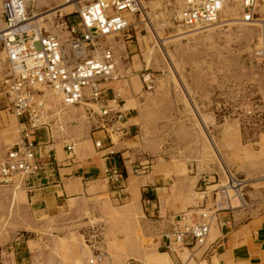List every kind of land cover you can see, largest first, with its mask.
Wrapping results in <instances>:
<instances>
[{
    "label": "rangeland",
    "instance_id": "obj_1",
    "mask_svg": "<svg viewBox=\"0 0 264 264\" xmlns=\"http://www.w3.org/2000/svg\"><path fill=\"white\" fill-rule=\"evenodd\" d=\"M89 1L79 0L71 10L60 11L63 0H27L34 12L44 13L37 25L61 36L68 35V26L78 23V9ZM141 2L129 29L101 40L113 48L120 77L122 69L128 68L131 74L130 67L135 68L140 111L146 114L138 136L155 147L142 159L150 161L148 170L133 173L148 174L158 162L165 163L170 182L184 185L185 193L177 192L176 201L189 196L185 212L197 219L201 209H218V226L225 232L230 225L237 228L260 218L264 214V61L255 56V50L264 43L262 22L242 23L238 0H229L216 24L194 29L175 18L184 7L183 0ZM1 4L2 0L0 28ZM128 45L140 53L138 66H132ZM1 51L0 46V84L6 72ZM144 73L154 79L152 89L144 87ZM52 98L55 119L63 114L60 125L64 127L68 120L98 115L95 106V111L83 104L65 109L58 97ZM4 99L0 85V140L5 142L0 144V156L20 136L17 118L6 110ZM120 137L114 134L116 142ZM222 165L245 182L241 188L244 203L237 198L236 207L218 205L219 185L228 179ZM16 192L0 186V264H9L12 246L20 239L29 241L33 253L44 248L60 264H89L93 254L100 252L105 264H118L117 259L119 264H160L155 256L167 251L164 236L170 229L139 215L132 206L118 203L112 207L99 199L93 205L75 204L59 217L36 220L23 203L21 193L28 194L27 189L20 188L15 201ZM202 192L206 193L200 198ZM178 212L168 216L171 221ZM207 240L192 253L182 248L169 254L172 263L219 264V241L211 245V239ZM211 257L212 261L204 260Z\"/></svg>",
    "mask_w": 264,
    "mask_h": 264
},
{
    "label": "built area",
    "instance_id": "obj_2",
    "mask_svg": "<svg viewBox=\"0 0 264 264\" xmlns=\"http://www.w3.org/2000/svg\"><path fill=\"white\" fill-rule=\"evenodd\" d=\"M63 1L73 5L79 2ZM227 1L183 0L184 7L175 18L189 28L211 26L218 22ZM238 2L242 23L259 25L264 21V0ZM140 7V0H90L78 9V23L68 26V35L61 36L48 33L43 27L39 30L31 27L35 12L27 0H2L0 46L6 72L0 85L6 110L19 120L20 136L0 156V186L26 188L32 193L43 186V178H49L55 172V159L37 153L39 143L33 138L37 130L50 129L58 120L55 119L57 113L52 111L55 102L49 98L51 90L61 96L64 107L83 104L92 111L96 107L98 115L113 127V136H109L111 141H115L114 134L125 135L126 106L122 92L117 89L108 97L105 86L118 81L120 73L113 48L102 45L101 40L129 29V12L136 15ZM27 44L34 50L26 52ZM255 56L264 61V43L257 46ZM142 82L147 89L154 87L150 73L142 75ZM76 145V142H70L67 149L72 151ZM95 146L102 149L103 139H97ZM149 163V160L144 161L142 166L133 168V172H146ZM104 173L106 180L117 186L126 181L125 174L116 164L107 165ZM200 212L197 219L189 211L172 217L173 227L164 236L167 250L176 253L207 241L213 222L219 223L218 209H201ZM103 256L101 252L93 254L89 264H105Z\"/></svg>",
    "mask_w": 264,
    "mask_h": 264
},
{
    "label": "crops",
    "instance_id": "obj_3",
    "mask_svg": "<svg viewBox=\"0 0 264 264\" xmlns=\"http://www.w3.org/2000/svg\"><path fill=\"white\" fill-rule=\"evenodd\" d=\"M128 47L126 50L130 54L132 66H138L140 53L136 49H130L131 45ZM136 56L137 60H135ZM130 68L132 69L131 74H128V68H124L121 70L122 77L118 81L105 84L108 97L120 89L122 90L123 104L128 105L123 124L125 135L121 136L117 142L111 141L109 138L110 134L113 136V127L109 123H105L99 115L81 116L68 120L64 123V127V125H60L61 119L65 118L61 114L50 129L42 128L34 133L33 138L39 143L37 153L45 157H53L56 168L49 178H43V186L32 193H21L24 197L23 203L28 205L29 213L33 219L59 217L63 213L69 212L71 206L75 204L78 207L83 203L93 205L94 200L103 199L112 207L118 203L132 206L137 213L139 212V215L144 214L153 223L157 221L163 223L165 229L169 230L173 227V220L171 221L168 216L176 214L178 211L181 213L189 210V204H187L189 196L184 197L185 199L183 198L181 202L176 201L179 197L177 192H182L184 185L179 187L178 184L174 185L170 182V177L165 174L169 169L165 163L158 162L152 166L153 169L148 174L136 176L133 173V168L143 163L142 159L146 157V153H150L149 149L152 151L155 147L149 143L144 144L145 142L138 136L139 127L145 124L146 114L140 111L142 100L137 95L139 85L134 73L135 68ZM58 103L60 104V101ZM74 121H76L75 124ZM17 122L19 124L18 119ZM97 139H103L104 147L102 149L96 148L95 141ZM70 142L77 144L72 151L67 149ZM1 143L5 142L0 140ZM6 152L7 150H4L2 155ZM110 164L118 165L125 174L126 181L123 185L117 186L106 180L104 169ZM222 167L227 175L229 171L225 165ZM9 189L17 191L16 201L20 189ZM184 193L182 192V195ZM205 193H198V196L203 198ZM192 197L196 198L195 195ZM78 207L73 210L79 211ZM229 227L225 232L224 228H219L217 223H213L210 229L208 238L212 241L211 245L219 241L218 246H221L220 251H217L218 263L264 264V214L237 228L231 225ZM196 247L197 245L187 248L192 253ZM10 252L9 264H60L57 258L44 248L33 253L28 240H18L13 244ZM171 253L170 250L159 252V256H155V259L157 258L160 264H173L169 255ZM195 255L194 252L193 257ZM184 258H189L187 253H184ZM204 260L212 261V257L209 260ZM194 261L197 262V259ZM119 262L121 260L117 259L118 264ZM111 264L113 263L111 262Z\"/></svg>",
    "mask_w": 264,
    "mask_h": 264
},
{
    "label": "bare ground",
    "instance_id": "obj_4",
    "mask_svg": "<svg viewBox=\"0 0 264 264\" xmlns=\"http://www.w3.org/2000/svg\"><path fill=\"white\" fill-rule=\"evenodd\" d=\"M140 3L142 5L141 0H140ZM73 6H74L73 4L63 3V5L60 8L58 7L59 8L58 10H60V11L61 10L69 11V10H71L73 8ZM140 8H142V7H140ZM43 14L44 13L35 12L34 16L32 17V21H31L32 26L31 27L36 28L38 30L41 29V27L39 25H37V21L41 20L44 17ZM132 16H135V14L133 12H129V14H128L129 19ZM241 22H242V20H241ZM262 25L264 26V22H262ZM33 50H34V47L31 44H27L25 46V51L26 52H30V51H33ZM50 92L52 93L50 95V97H49L50 100H53L52 97L55 96V97H58L60 99V104H62L61 96L58 95V93L56 91H52L51 90ZM66 107H71V105L70 106H65V107L63 105V108H66ZM244 183L245 182L243 180H241V182L234 181L233 178H232V175L229 173L228 174L227 182L224 183V184H220L219 185L220 186V192H219V198H218V205H219V207H227V206H233V207L235 206L236 207L237 206V198H239V201H240L241 204L244 203V199H243L242 193H241V188H242V185ZM2 187H5V186H2ZM9 188H12V187H9Z\"/></svg>",
    "mask_w": 264,
    "mask_h": 264
}]
</instances>
